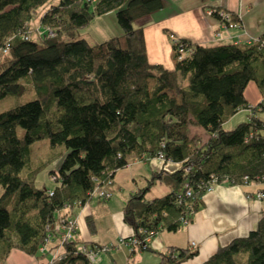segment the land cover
<instances>
[{
	"label": "trees",
	"instance_id": "obj_1",
	"mask_svg": "<svg viewBox=\"0 0 264 264\" xmlns=\"http://www.w3.org/2000/svg\"><path fill=\"white\" fill-rule=\"evenodd\" d=\"M50 1L0 0V101L21 98L27 84L35 95L0 111V263L12 250L50 259L40 248L49 236H59L62 219H72L63 210L89 202L97 187L113 191L115 174L135 158L182 164L127 199L124 221L144 249L147 237L186 228L188 205L194 214L199 210L211 175L231 185L246 177L264 180V121L255 116L264 113V45L208 47L171 36L174 70L151 64L143 28L135 22L162 9L163 0H59L42 17V24L58 28L56 36L23 38ZM109 13L120 36L96 44L76 38ZM250 82L263 97L254 107L245 98ZM242 109L252 111L249 121L226 131L223 125ZM191 126L204 129L206 143L193 145ZM41 140H48L50 152L33 161L31 146ZM60 158V168L50 172L55 187H38L41 171ZM158 179L170 192L149 201L146 194ZM185 183L193 198H184ZM86 223L95 234V220ZM81 243H65L63 260L54 264H91L76 251ZM157 254L160 264H182L197 251L168 247ZM203 264H264V217L256 230L219 247Z\"/></svg>",
	"mask_w": 264,
	"mask_h": 264
},
{
	"label": "crops",
	"instance_id": "obj_2",
	"mask_svg": "<svg viewBox=\"0 0 264 264\" xmlns=\"http://www.w3.org/2000/svg\"><path fill=\"white\" fill-rule=\"evenodd\" d=\"M215 12L232 14L240 27L224 28L223 21ZM144 18L143 20L149 21L148 28L143 31L149 62L161 64L172 71L175 60L171 36L173 39H186L208 47L248 44L264 35V0H163L162 9ZM151 45H155L158 53L155 58H150ZM245 98L249 107L261 102L263 97L254 82L247 86ZM242 112L249 115L247 120H240L243 121L241 123L249 121L252 111L242 109L227 122L235 120ZM263 115L264 113H255L256 117L264 121ZM195 127L205 132L203 128ZM181 168V163L165 161L159 157L135 158L115 174L113 196L109 201L91 199L74 209H64L61 214L70 215L77 220V239L81 237L83 241L93 245L113 246L120 240L125 241V245L112 251L114 253H106L112 260L108 261L109 257L101 255L99 264H118V259L113 257L115 254L116 258L124 257V264H160L161 259L157 253L168 247L196 250L197 254L182 264H203L219 247L256 230L264 217V200L257 198V193L264 191V182L219 184L213 191L202 196L199 210L193 216L192 223L184 230L156 233L148 241L150 250L133 246L130 241L134 231L123 217V208L129 195L145 188L153 177L173 174ZM169 192L170 187L158 179L150 186L146 199L151 201ZM88 217L96 222L95 234L90 233L87 226ZM193 243L195 247L192 246ZM48 260L49 257H32L19 250H12L0 264H46Z\"/></svg>",
	"mask_w": 264,
	"mask_h": 264
},
{
	"label": "rangeland",
	"instance_id": "obj_3",
	"mask_svg": "<svg viewBox=\"0 0 264 264\" xmlns=\"http://www.w3.org/2000/svg\"><path fill=\"white\" fill-rule=\"evenodd\" d=\"M58 1L59 0H51L44 9L39 10V12L33 18V20L29 23L30 29H28L27 32H28V35L30 36V38H36V37L48 38L45 35L44 36L39 35L38 30L40 29L41 31H43V29H42V27H43L42 17L45 16V13L47 11L46 9L50 8V6L57 5ZM145 21L146 20H143V18L139 19L135 22V25L141 26L143 28V31H145V29L148 28L147 26L149 25V21H146V23H145ZM57 30H58V28H57ZM121 34H122V30L120 29V27L117 24L115 14L109 13V14L104 15V16L96 17L91 22V24L89 26L78 31L76 38H85L91 44H96V43H101V42L107 41V40H109L115 36H120ZM150 55H151L150 58H155L158 56L155 45H151ZM148 57H149V55H148ZM34 96L35 95H34L33 87L31 85L27 84L26 92L24 93V95L21 98L20 97H9V98H6V99L0 101V111L6 110V109L13 107V106H16L20 103H24L28 100H31L32 98H34ZM248 115H249L248 113L242 112V114H239V116H237V118L235 120L225 123L224 129L226 131L233 130L241 122H243L240 120H247ZM263 118H264V115H263ZM18 133H19V135H21L22 129L19 128ZM191 137H192L194 146L203 145L208 140V136H207L206 132H202L201 130H198V128L195 126H191ZM31 151H32L33 161H37L41 158H45L47 156V154L50 152V145H49L48 140H41V141L34 143L31 146ZM65 151L66 150H64V148L58 149L59 153L65 152ZM62 161H63V159L60 158L59 160L55 161L52 165H49L45 170L41 171V173L38 175V177L36 179V185L38 187H45L48 190L53 189L55 187V183L53 182V180L50 177V172L57 171L60 168ZM2 192H3V189H2V186L0 185V196H1ZM93 199L96 200V198H93ZM98 200H101V199H98ZM75 239H77V238L75 237ZM80 240L87 247L93 246V244H89L85 240L83 241L81 239V237H80ZM98 246H101V245H98ZM113 250L115 251V248H112L110 251L112 252ZM109 252L107 254H109ZM112 253H114V252H112ZM107 254L101 253L97 257L98 261L96 264L100 263L101 255L102 256L104 255L103 257H109V255H107ZM113 257L115 259H118V264H124L122 262V260L124 259L123 256H119L118 258H116V254H115ZM110 260H112V259L109 257L108 261H110Z\"/></svg>",
	"mask_w": 264,
	"mask_h": 264
},
{
	"label": "built area",
	"instance_id": "obj_4",
	"mask_svg": "<svg viewBox=\"0 0 264 264\" xmlns=\"http://www.w3.org/2000/svg\"><path fill=\"white\" fill-rule=\"evenodd\" d=\"M87 1L92 2V3H96L98 0H87ZM209 14L211 15L212 12L210 11ZM218 15L221 18V20L223 21L222 26L224 28L240 27L239 22L234 21L232 18V15L230 13L219 12ZM42 25H43V27H42L43 31H41L39 29L38 30L39 35H42V36L45 35L48 38H52L56 35V32H57L56 28H53V27H51L49 25H45V24H42ZM29 29H30V27H29ZM23 38H25L26 40L30 39L28 32H26L23 35ZM254 42H258V43L260 42L261 46L264 45V41L263 40L260 41V38L253 41V42H249L248 44L254 43ZM4 52H6V50ZM263 102H264V100H263ZM253 135H254V133H252L250 136L252 137ZM159 158L164 160L161 156ZM191 170H192V165H188L185 168V172L187 174L190 173ZM257 182H264V180L263 181L259 180ZM223 183L229 184L227 179H224L222 182H220V180L217 176L211 175L210 181L206 185H202V188H204L205 192L208 193V192L213 191L215 186H217L219 184H223ZM248 183H250L248 178L247 177L244 178L243 184H248ZM112 196H113L112 191H110V189H108L107 187H97L90 193L91 199L96 198V199H101L104 201H109L112 198ZM184 198H187V199L193 198V191H192V188L189 186L188 183H185ZM257 198L259 200H264V192L263 191L258 192ZM180 200H182V197L180 198ZM78 205H81V203H79ZM193 210H194V208L192 207V205H188L187 215H186V217L182 218V222L185 226H188L190 224L189 218L191 216L195 215ZM58 229L60 230L59 236L56 237L55 240L53 239V237L49 236L40 248V253L42 255L48 254L50 256V259H49L50 264H54V263H57V262L63 260V258H64L63 251H62L63 246L65 245V243L73 242L75 240L76 234L78 232V222L75 218L67 219V220L62 219L61 222L59 223ZM152 236L147 237L146 242H148ZM130 242L133 246H138L140 244V242L135 238L131 239ZM123 245H125L124 240H120L118 242V244L115 246H113V245H101V246L95 245L93 247H87L84 243H81L80 245H78L76 247V251L78 253H80L81 255L85 256L91 264H96L98 261L97 257L101 253H108L112 248H120ZM192 246L195 247L196 245L193 243Z\"/></svg>",
	"mask_w": 264,
	"mask_h": 264
}]
</instances>
